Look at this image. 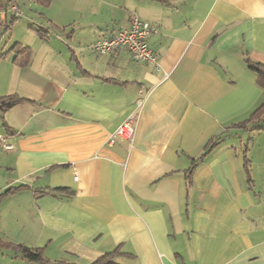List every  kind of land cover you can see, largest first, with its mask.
I'll return each mask as SVG.
<instances>
[{
  "label": "crops",
  "instance_id": "obj_1",
  "mask_svg": "<svg viewBox=\"0 0 264 264\" xmlns=\"http://www.w3.org/2000/svg\"><path fill=\"white\" fill-rule=\"evenodd\" d=\"M16 3L0 7V96L23 98L0 109V264H41L6 243L51 263L264 264V82L245 60L264 65V0ZM133 14L158 68L89 48ZM130 113L133 139L109 143Z\"/></svg>",
  "mask_w": 264,
  "mask_h": 264
},
{
  "label": "built area",
  "instance_id": "obj_2",
  "mask_svg": "<svg viewBox=\"0 0 264 264\" xmlns=\"http://www.w3.org/2000/svg\"><path fill=\"white\" fill-rule=\"evenodd\" d=\"M7 10L14 16L22 14L16 0H7ZM157 29L149 22L140 19L133 14L127 26L119 28L111 34H103L89 44V48L97 54H107L118 48L127 49L136 61H142L152 64L155 68L159 67L158 56L149 45L148 38L150 34L156 33ZM137 107H140L138 102ZM135 115L130 113L127 118L110 134L109 143H114L118 139L131 141L135 134ZM3 142V148L12 146Z\"/></svg>",
  "mask_w": 264,
  "mask_h": 264
},
{
  "label": "trees",
  "instance_id": "obj_3",
  "mask_svg": "<svg viewBox=\"0 0 264 264\" xmlns=\"http://www.w3.org/2000/svg\"><path fill=\"white\" fill-rule=\"evenodd\" d=\"M36 1L38 4L40 5H48L50 0H34ZM0 2H2L0 4V7H4L7 4V0H0ZM7 10V7H6ZM11 17H13L12 19H16V16L14 17V15L11 13ZM6 26L8 27L9 23H7L6 21H1L0 20V26ZM30 55V48L29 47H15L14 50V56H15V61L19 58H21V60H23V62L21 61L20 65H24L25 63H27V59ZM1 57V55H0ZM247 66L257 72V74H259L261 80L264 82V65L259 63V62H254L251 61L249 58H245ZM23 98L17 96V95H8V96H0V109L4 110L5 108H9L11 106H13L14 104L20 102ZM264 102L257 107L251 114L249 117V121L250 120H258V119H262L264 120ZM214 140L210 141L206 147L205 150L211 148V146L214 144L213 143ZM216 143V140H215ZM3 194H0V199L1 196ZM5 245L10 246L12 248L17 249V251H19L23 257L27 258L28 260H33L36 262H39L41 264H76V263H69L66 261H57L55 263H51L46 257H44L42 255V252L39 248H28L26 246L23 245H19V244H12V243H6ZM117 253V251H113V252H109L106 253L102 256H100L99 258H97L95 261L91 262L90 264H119L114 260L115 254Z\"/></svg>",
  "mask_w": 264,
  "mask_h": 264
}]
</instances>
